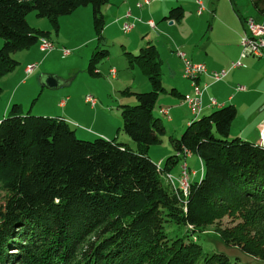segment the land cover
<instances>
[{"label": "trees", "instance_id": "1", "mask_svg": "<svg viewBox=\"0 0 264 264\" xmlns=\"http://www.w3.org/2000/svg\"><path fill=\"white\" fill-rule=\"evenodd\" d=\"M108 2L0 0V80L15 72L18 53L51 40L50 32L29 25L30 13L49 19L58 32L59 17L91 5L103 44ZM255 6L264 15V0ZM183 16L177 7L164 20L180 23ZM126 55L151 85L150 92L133 93L137 104L121 111L122 132L136 149L100 137L80 140L65 120L23 115L18 104L1 120L0 264H240L206 248L212 232L264 264V146L231 138L237 109L227 106L193 120L180 138L170 137L175 154L156 165L149 149L167 134L155 113L158 100L185 96L164 85L152 42ZM108 57L106 50L94 53L89 75L100 76L98 65ZM185 151L203 166L187 195L167 179ZM236 213L243 220L238 227L209 229Z\"/></svg>", "mask_w": 264, "mask_h": 264}, {"label": "rangeland", "instance_id": "2", "mask_svg": "<svg viewBox=\"0 0 264 264\" xmlns=\"http://www.w3.org/2000/svg\"><path fill=\"white\" fill-rule=\"evenodd\" d=\"M137 2V0L129 1L128 14L130 16L128 17L125 15L128 8L125 0H109L108 4L103 7L102 11L106 20L105 27L108 24V29L111 27L106 32L103 44L98 41V36L95 32L93 8L91 5L81 7L69 16L59 17L58 23L60 28L58 32H56L53 23L49 19H38L34 12L30 13L27 17V21L32 28L50 32V38L56 46V49L52 52H37L38 60H40L38 63H41L39 66L44 65V68L48 70L47 74L49 76L62 74L66 78L64 80H72L69 76L70 74H75L72 85L73 89L89 86L90 80L96 92L99 93L97 97L99 101L101 100V104L95 107V112L87 110L85 113L89 117H80V123L86 125L81 129L90 130L89 128H94L90 130L92 133L81 135L80 133L82 132L79 128H75L73 125L70 126L73 130L78 131L76 136L80 140L93 141L96 138H106L105 136H107V140H117L119 143L129 144L132 148L136 149V144L122 132L121 111L125 105L135 106L137 104L135 96L129 94L130 92L147 93L151 91V85L146 76L143 75L140 68L130 67L126 55L127 53H133L134 55L139 53L140 49L135 47L137 42H140L145 47L153 40L157 45L161 59L163 60L164 85L169 84L171 86L172 84L181 83L178 87L179 90L182 91L186 87V90L190 92L192 88L190 92L192 93V81L183 76V61L178 56V52L184 53L186 58L194 64L205 65L203 62L206 57H209L210 60V58L220 59L222 56L228 57L233 55L236 39L240 41L241 35L244 34L247 19L252 18L258 24L264 25V16L256 8V1L254 0H155L154 4L150 7H143V9L137 6ZM198 2L204 3L206 8L205 13L201 16L197 13ZM130 7L134 11L133 17H131L132 10ZM158 7L159 10L157 11ZM177 7L183 8L184 16L180 23L174 22L171 25V21H166L164 18L169 16L170 11ZM163 8L164 12L161 13ZM152 16H154L153 20L156 21L154 23L157 29L145 26L146 22L149 21V17L152 18ZM126 24L134 28L127 34L123 32ZM143 37H145L144 40L141 39ZM133 42L136 43L133 45ZM2 45L3 40L0 38V48ZM37 46L38 44L34 47ZM64 49L71 52L66 58L63 57ZM40 50L42 51L41 40ZM104 50L109 52V57L98 65L103 75L96 78L88 76V65L93 54ZM29 67L31 65L27 67V70ZM111 69H115L118 72L117 79H112L111 75H108ZM27 70L26 74L29 75ZM173 72L177 74V79L176 75L172 74ZM12 75L14 74H10L0 80V83L6 84L0 93V111L6 101L14 95L15 88L20 81L21 74L18 80L13 79ZM174 79L176 81H172ZM145 88H147L146 91ZM126 89H128V93H124ZM23 91L28 92L27 89H24L21 93ZM35 94H37L36 98L38 100L39 93ZM100 96H104V98ZM128 97L132 98V101ZM159 101L160 98L155 110L159 107ZM14 104H11L10 112ZM184 104L190 110L188 102L184 100ZM155 113L162 119L167 129V134L163 137L161 144L152 146L149 149L148 154L156 165L163 166L166 159L172 156L174 152L170 143V137L172 136L175 139L180 138L188 126H186L187 123H182V119L179 120L177 117L175 123H170L168 118L171 120L172 115L169 111L168 115L164 114L166 117L160 116L157 111ZM95 131L105 134V136H101L95 133ZM198 159L194 155L191 157L183 156L176 169L172 171V177H180V174L182 177L183 166L189 164V173H191L190 168L194 171L198 170L195 173V175L198 174L196 180L201 178L200 175L203 172V166L201 165L200 159V165L199 163L197 164L196 161ZM189 181L190 183L195 181L193 180V176L190 175ZM4 197L5 194L0 191V203L5 200ZM236 215V217L226 216L221 221L214 222L209 229L211 231L215 229L229 230L238 227V225L243 223V220L239 213H236ZM212 233L214 234L208 233L205 237L207 249L225 253L232 259L237 258L240 264H263L259 260L244 255L238 248L226 247L220 241L217 234L215 232Z\"/></svg>", "mask_w": 264, "mask_h": 264}, {"label": "crops", "instance_id": "3", "mask_svg": "<svg viewBox=\"0 0 264 264\" xmlns=\"http://www.w3.org/2000/svg\"><path fill=\"white\" fill-rule=\"evenodd\" d=\"M129 1L131 0H125V4L128 7L126 10L127 12L125 13L126 16L129 11ZM137 1H138L137 3L142 2V0H137ZM254 1L260 3L261 0H254ZM154 2L155 0H152L150 6L154 4ZM150 6H145V7H150ZM159 7L157 8V11L159 10ZM133 12L134 11L132 10L131 17H133ZM148 12L150 13V11ZM162 12H164V8L161 10V13ZM153 17L154 16H152V18L149 17V20L150 19L153 20ZM153 21L156 22L155 20ZM171 22H175V21H171ZM108 27L109 24L106 25L105 27V31L103 33L104 37L106 36V32L111 29V27L109 29ZM141 39L144 40L145 37ZM240 41L239 40L237 41L236 39L234 52L233 55L231 56L228 57L222 56V58L220 59L210 58V60L209 57L205 58L203 63L206 65L209 74L212 72L227 71L228 75L221 82H217V83H215L210 78V76L201 77L199 81L201 87H203L204 85L208 86L206 91L204 92L202 99V110L200 114L202 116H198L197 118H195L194 115L191 113V111L184 104V100H185L184 98L180 99L169 95H163L160 97L159 107L156 111H159L160 109H169L172 115L171 120H169L170 123H175L177 117L179 120L182 119V123H187L186 126H188L193 120H198L201 117L209 116L211 113L221 108L227 106H234L237 109V117L231 125V138H241L245 141L252 142L256 145H259L261 143V145L264 146V141L260 140L261 139L260 137L264 130L262 127V124L264 122V59L249 57L243 61L244 64L243 67L232 69V64L237 62L240 57V53H241ZM135 43L133 42V45ZM152 43L157 47V45L153 40ZM135 47L137 49H141V47L143 46L141 45L140 42H137V44H135ZM38 51L41 52L40 43L37 47H33L30 50L20 52L16 55V58L20 64L15 70V72L12 73L14 74L12 75V78L18 80L20 74H21V78L19 79L20 81L17 87L15 88L14 95L11 96V98L6 101L2 110L0 111V120H3L5 117L10 115L11 104L15 103L20 105L23 115L32 114V115H39L50 118H60L62 120H65L70 126L73 125L75 128L76 127L79 128L82 132L80 133L81 135L92 133V131L90 130L94 128H89L90 130H86L84 128L81 129L85 124L80 123L81 120L80 117L82 116L89 117L88 114L85 113L87 112V110L91 112H95L96 110V108H92L86 102L85 98L87 95H94V96L96 95L95 97L98 99V104L99 105L101 104V100L99 101V98L97 97V94L99 93H97L96 89L92 86V82L89 80L90 83L89 86L73 89L72 85L74 82L75 74H70L69 78L72 80H64L66 78H64L62 74H58V75H53L58 79L59 87L57 89L51 90L44 87L42 84L45 81L46 75H48L47 74L48 70L44 68V65H41V67L39 66L41 63H38L40 61L38 60V56H37ZM34 64L35 65L38 64L34 73L31 74L30 76L27 75L26 74L27 67ZM111 70H109L108 75H110ZM98 71L100 75H103L101 69H99ZM172 74H175L177 79V74L175 72H173ZM117 78H118V72L116 77L115 78L112 77V79H117ZM176 79L172 81H176ZM180 84L179 83L172 84L171 86L167 84L165 86L169 88L177 89V91L181 93V95L185 96V98L193 95V92L190 93L192 91V88L190 92L186 90V87H184V90L182 91L179 90L178 87ZM5 85H6L5 83H0L1 92L3 91V87ZM240 87L243 88V90H240L239 89ZM24 89H27L28 92L26 93V91H23L21 93V91ZM128 89H126L124 93H128ZM146 89L147 88H145V91ZM34 93H39L38 100L36 98L37 94L34 95ZM133 93L135 92L132 93L130 92L129 94L133 95ZM32 95L34 96L32 97ZM100 97L104 98V96H100ZM211 99L216 100L217 102L216 106L211 105ZM129 100L132 101V98H129ZM102 101L104 102V100ZM159 115L164 116L161 115L160 113ZM75 132L77 135L78 131L75 130ZM95 133H98L101 136H105V134H101L100 132L97 131H95ZM105 137L107 138V136ZM174 154L175 153L173 152L172 155ZM196 162L198 164L199 159ZM200 171H201V167H200ZM190 172H191V176H193V180L196 181V179L198 178V174L197 175L194 174L197 173L198 170L194 171L192 168H190Z\"/></svg>", "mask_w": 264, "mask_h": 264}, {"label": "built area", "instance_id": "4", "mask_svg": "<svg viewBox=\"0 0 264 264\" xmlns=\"http://www.w3.org/2000/svg\"><path fill=\"white\" fill-rule=\"evenodd\" d=\"M152 0H144L142 2L138 3V7L143 9L145 6H150ZM198 15L201 16L205 13L206 8L204 3L198 2ZM130 16V14H127V17ZM246 28L244 31V34L241 36L240 41V47H241V53L240 57L237 62L232 64V69H237L240 67H243V61L249 57L257 58V59H264V25L258 24L254 19L250 18L247 19L246 22ZM146 25L149 28L157 29L156 24L154 21H147ZM134 28L130 25L126 24L123 28V32L125 34L132 31ZM40 40H44V50L41 52L48 53L52 52L56 49L55 44L46 38H41ZM70 51L67 49L63 50V57H68L70 55ZM178 56L183 61V76L186 79H189L192 81V87H193V95L188 96L185 99H191V106H189L192 114L195 118L197 116H200L201 110H202V98L204 91L207 89V85L204 87H201L199 84V81L201 77L203 76H210V78L215 82H221L226 76L228 75L227 71H221V72H212L209 74L208 69L206 65L203 64H194L190 60L186 58V55L184 53L178 52ZM37 68V65H31V69L29 71V76L34 73L35 69ZM110 75L115 78L117 75V71L115 69H112L110 72ZM240 90H243V88H239ZM86 102L92 107L95 108L98 105V99L93 95H87L86 96ZM211 105L216 106L217 102L214 99H211ZM169 109H166V114L168 115ZM262 127L264 129V122L262 124ZM261 141H264V130L260 137ZM188 152L185 151L184 156L187 157ZM191 173H189V167L187 164H185V171L184 175L181 177V179H174L172 175L167 176L168 181H170L174 186L176 185V182L179 184L180 189L184 192L185 195L189 192V179H190ZM195 175V174H194Z\"/></svg>", "mask_w": 264, "mask_h": 264}, {"label": "water", "instance_id": "5", "mask_svg": "<svg viewBox=\"0 0 264 264\" xmlns=\"http://www.w3.org/2000/svg\"><path fill=\"white\" fill-rule=\"evenodd\" d=\"M173 23L174 22H171V25ZM42 85L44 87L48 88V89H51V90L57 89L59 87V85H58V79L56 77H54L53 75H50V76L49 75H46L45 81L43 82ZM260 145H261V143H260Z\"/></svg>", "mask_w": 264, "mask_h": 264}, {"label": "bare ground", "instance_id": "6", "mask_svg": "<svg viewBox=\"0 0 264 264\" xmlns=\"http://www.w3.org/2000/svg\"><path fill=\"white\" fill-rule=\"evenodd\" d=\"M41 42H42V50H44V40H41ZM30 69H31V67H29V69L27 70V73L29 74V71H30ZM188 104H189V106H191V99H188ZM198 117V116H197ZM188 157H190L191 155L190 154H188L187 155ZM188 159V158H187ZM184 171H185V165L183 166V172H182V174L184 175ZM200 179V178H199ZM189 183H190V181H189Z\"/></svg>", "mask_w": 264, "mask_h": 264}]
</instances>
